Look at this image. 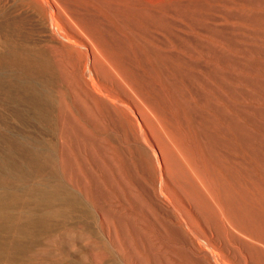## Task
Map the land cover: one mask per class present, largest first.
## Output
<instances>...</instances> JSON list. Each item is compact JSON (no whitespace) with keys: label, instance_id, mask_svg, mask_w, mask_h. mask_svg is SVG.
<instances>
[{"label":"rangeland","instance_id":"374dc122","mask_svg":"<svg viewBox=\"0 0 264 264\" xmlns=\"http://www.w3.org/2000/svg\"><path fill=\"white\" fill-rule=\"evenodd\" d=\"M78 1L96 7L106 0H0V181L7 183L0 194L9 191L22 202L0 211V221L22 228L31 223L28 236L0 228V264H144L135 247L141 240L132 233L124 237L120 229L125 220L142 233L149 226L151 243L182 229L189 239H172V245L186 251L187 264H238L230 253L247 257L248 251L237 243L222 251L224 242L213 238L207 248L204 236L213 237L211 230L169 176L168 125L152 106L161 86L151 90L147 81L138 90L110 80L94 36L79 22L87 14L103 18L85 12ZM174 1L153 0L184 17L173 18L187 40L156 48H187L186 58L199 54L202 67L195 70L199 79L170 77L168 101L181 112L185 104L194 105L188 119L198 123L207 102L225 100L234 121L264 141V0H180V9ZM212 64L225 76L209 77ZM78 103L83 105L76 108ZM86 108L103 127L94 133L79 121L89 137L99 139L94 145L76 133L78 113L86 114ZM215 118L226 123L222 115ZM110 173L120 182L124 178L122 185L106 184ZM164 250L173 259L159 264L180 263Z\"/></svg>","mask_w":264,"mask_h":264},{"label":"bare ground","instance_id":"6f19581e","mask_svg":"<svg viewBox=\"0 0 264 264\" xmlns=\"http://www.w3.org/2000/svg\"><path fill=\"white\" fill-rule=\"evenodd\" d=\"M174 2L175 7L179 9L182 7L180 0ZM77 5L87 13H92L94 10L99 13V17L103 18L102 22L98 18H93L91 16L93 14H87L81 17L79 22L81 21L82 27L94 36L101 53L104 72L112 82L114 81L117 85L120 83L127 84L130 89L138 90L141 84L145 88L144 82L147 81H149L147 87H150L151 90H153V86H161L158 101L152 102V106L155 108L156 117L168 125L165 133L168 135L167 139L171 144L168 158L170 160L167 163L169 176L178 185L185 197L191 201L197 219H201L204 225L211 230L213 237L209 238L204 236L202 230L197 227L198 233L206 239L205 246L209 248L208 243L210 241L219 239L224 242V246L221 248L223 251L230 244L237 243L248 251V256L244 257L232 252L230 257H233L235 262L238 264H264V141L234 121L230 116V111L233 110L225 100H221L216 106L207 102L205 107L199 111L202 116L197 123L188 119L187 114L195 112L196 107L194 105L185 104L184 110L181 112L170 104L166 95L170 88L168 83L170 77L180 80L186 77L187 79L191 77L192 80L199 79L195 70L202 67L197 59L199 54H191L193 60L186 58L191 53L187 48L181 47L178 52L171 49L156 48V46L159 47L167 43L187 40L179 33L180 21L176 22L175 20H183L184 17L181 14L170 13L169 4L162 5L153 2V0H106L103 5L96 7L78 1ZM158 33L163 35V39ZM206 73L211 78L225 76L224 70L216 64H212ZM146 78L150 79L146 80ZM211 91L213 90L211 89ZM217 98L219 97L217 96ZM103 102L99 101L106 109L107 105ZM75 105L76 108H79L78 106L83 104ZM207 109L209 110L207 111ZM228 110H230V114ZM85 111L86 114L78 113L76 121L79 124L76 127V133L79 137H88L94 145L99 139L89 137V132L83 127L85 125L81 126L79 121H84L85 124L88 122L94 133L100 132L103 127L100 123L101 120L91 108H86ZM216 115L224 116L226 123H219L215 118ZM171 127H174L173 131H169ZM60 142L62 144V141ZM61 144L59 143V146ZM78 154L76 155L79 156ZM80 158L82 157L76 159L79 169L85 165L82 164ZM2 177L0 176V178ZM104 180L106 184L108 183L110 187L114 188V184L116 182L121 184L124 178H121L122 182H120L115 175L110 173ZM78 181L81 180L78 178ZM0 184V187L6 188L7 183L4 181H0ZM85 185L81 187L87 188ZM19 202L18 197L6 191L0 194V211L3 212L8 208L14 209ZM20 203L22 204V202ZM112 212L110 211V213ZM189 219L188 228L192 230L196 223L192 215ZM119 222H123V220ZM134 223L125 220L120 225V229L124 237L132 233L136 240H141V243H135V247L138 252L143 253H138L142 263L159 264L163 259H170L171 262L172 256L168 250L164 249L171 250L177 258H180V263L175 261V264L190 262L187 260L186 251L175 249L172 245V239L182 241L185 239V242L189 239L187 234L182 232V229L169 238H160L157 243H151L152 240L149 239L150 232L152 233L151 228L146 225L147 231L142 233L140 228L136 226L137 223ZM29 224L31 223L26 224L25 228L7 227L4 219L0 221V228H2L3 234L28 236L27 227ZM247 238L254 239L258 245L249 244Z\"/></svg>","mask_w":264,"mask_h":264}]
</instances>
